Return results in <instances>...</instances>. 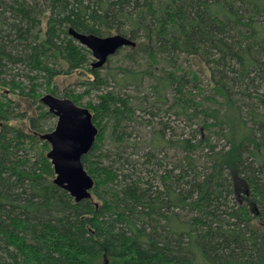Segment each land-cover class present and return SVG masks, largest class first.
<instances>
[{
  "label": "trees",
  "instance_id": "1",
  "mask_svg": "<svg viewBox=\"0 0 264 264\" xmlns=\"http://www.w3.org/2000/svg\"><path fill=\"white\" fill-rule=\"evenodd\" d=\"M70 29L136 47L102 71ZM75 74L82 202L44 139ZM0 264H264V0H0Z\"/></svg>",
  "mask_w": 264,
  "mask_h": 264
},
{
  "label": "water",
  "instance_id": "2",
  "mask_svg": "<svg viewBox=\"0 0 264 264\" xmlns=\"http://www.w3.org/2000/svg\"><path fill=\"white\" fill-rule=\"evenodd\" d=\"M69 33L91 51L93 68L96 69H102L110 57L121 49L136 47L135 41L121 34L99 37L73 29ZM42 101L58 119L55 129L44 136L51 147L47 157L55 170V182L76 202L91 199L94 180L82 164L83 157L92 150L99 133L91 112L67 98L48 95Z\"/></svg>",
  "mask_w": 264,
  "mask_h": 264
},
{
  "label": "rangeland",
  "instance_id": "3",
  "mask_svg": "<svg viewBox=\"0 0 264 264\" xmlns=\"http://www.w3.org/2000/svg\"><path fill=\"white\" fill-rule=\"evenodd\" d=\"M115 35V34H114ZM112 36V35H111ZM124 49V48H123ZM127 52H129V50L127 49V51L125 52V53H127ZM113 57V63H111L110 64V66L111 67H115L117 64H118V62L121 60L120 58H119V55H117V53L114 55V56H112ZM93 62L94 61H91V63L93 64ZM124 62V61H123ZM108 63V62H107ZM107 65V64H106ZM102 71H104L103 69H101ZM85 78L84 77H82V78H80V76L79 75H72V76H67V77H65V76H63V77H60V78H58L57 79V84L60 86V92H59V94L57 95V98H61V99H63V97H62V92H65L67 89H70V90H73V91H76V92H78V93H82L83 92V88L81 87H79V85H76L75 83H82L83 82V80H84ZM97 94H98V92H93V93H91V94H84V99H83V101H82V104L81 105H78V106H80V107H83V108H86L85 106L87 105V103L90 101V100H96L97 99ZM56 117V116H55ZM57 117L55 118V119H53V121H52V123H54L55 124V127H56V125H57ZM51 123V124H52ZM183 125V124H182ZM55 129V128H54Z\"/></svg>",
  "mask_w": 264,
  "mask_h": 264
}]
</instances>
